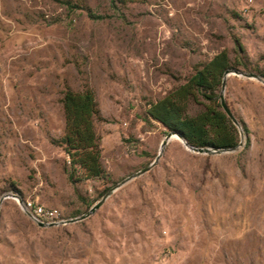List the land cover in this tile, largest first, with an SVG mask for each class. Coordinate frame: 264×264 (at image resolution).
<instances>
[{"label": "rangeland", "instance_id": "1", "mask_svg": "<svg viewBox=\"0 0 264 264\" xmlns=\"http://www.w3.org/2000/svg\"><path fill=\"white\" fill-rule=\"evenodd\" d=\"M235 41L264 69V0H0V264H264V80L226 78L233 152L161 151L144 122L197 66L235 60ZM66 87L95 95L104 180L73 181L56 144ZM158 154L83 221L41 230L22 211L78 218Z\"/></svg>", "mask_w": 264, "mask_h": 264}, {"label": "trees", "instance_id": "2", "mask_svg": "<svg viewBox=\"0 0 264 264\" xmlns=\"http://www.w3.org/2000/svg\"><path fill=\"white\" fill-rule=\"evenodd\" d=\"M116 1L125 5L136 0ZM62 3L72 9L85 10L69 2ZM235 46V60L231 59L227 51L220 52L207 63L197 66L183 84L171 90L164 98L149 103L144 122L157 124L165 135L175 133L181 136L192 148L230 150L238 147V127L224 113L220 103L223 76L227 71L241 67L264 80V69L248 62L238 41H235ZM60 103L65 129L56 144L69 159L71 179L74 181V177H80V180H104L108 176L102 165V151L95 132V124L101 120V116L94 93L87 88L75 92L66 87ZM239 124L243 132H246L242 123ZM109 190L104 189L100 198Z\"/></svg>", "mask_w": 264, "mask_h": 264}, {"label": "water", "instance_id": "3", "mask_svg": "<svg viewBox=\"0 0 264 264\" xmlns=\"http://www.w3.org/2000/svg\"><path fill=\"white\" fill-rule=\"evenodd\" d=\"M231 73H234L235 75L237 76H242V77H246V78H253V79H257V80H261L257 75L255 74H252V73H244L242 71H237V70H232V71H227L224 76H223V81H222V86H221V92H220V103H221V106H222V109L224 111V113L228 116V118L232 121V123L238 127V123H237V120L235 119V117L233 116V114L231 113V111L229 110L225 100H224V96H223V93H224V90H225V86H226V78L229 74ZM176 138L177 140H179L181 143H183V145L191 152L193 153H196V154H206V155H220V154H223V153H228V152H233L235 151L238 147L234 148V149H230V150H209V149H197V148H192L190 147L186 142L185 140L175 134V133H168L162 144H161V151L167 146L168 142L172 139ZM160 155L161 154H158L156 160L154 163H152L151 165L147 166L146 168H144L143 170H141L140 172L132 175L131 177L123 180L122 182H120L119 184L115 185L114 187H112L103 197L102 199L90 210L88 211L86 214L78 217V218H75V219H72V220H69L66 222V224H70V223H77V222H80V221H83L85 219H87L89 216H91L97 209H99L103 204L104 202L106 201V199L111 196V194H113V192H115L117 189H119L120 187H122L124 184H126L128 181L146 173L147 171H149L153 166L156 165L157 161L159 160L160 158ZM27 217L30 219L31 216L29 214H27ZM37 226L39 228H52V227H55L57 225H51V224H43V223H37Z\"/></svg>", "mask_w": 264, "mask_h": 264}, {"label": "built area", "instance_id": "4", "mask_svg": "<svg viewBox=\"0 0 264 264\" xmlns=\"http://www.w3.org/2000/svg\"><path fill=\"white\" fill-rule=\"evenodd\" d=\"M22 211L26 216L29 214L31 216L30 220L36 225L37 223L61 225L67 222L58 210L45 208L31 202H25Z\"/></svg>", "mask_w": 264, "mask_h": 264}, {"label": "bare ground", "instance_id": "5", "mask_svg": "<svg viewBox=\"0 0 264 264\" xmlns=\"http://www.w3.org/2000/svg\"><path fill=\"white\" fill-rule=\"evenodd\" d=\"M174 139H176V138H174Z\"/></svg>", "mask_w": 264, "mask_h": 264}]
</instances>
